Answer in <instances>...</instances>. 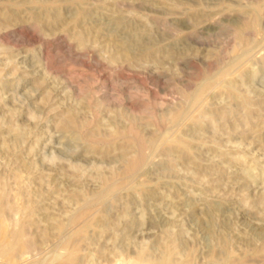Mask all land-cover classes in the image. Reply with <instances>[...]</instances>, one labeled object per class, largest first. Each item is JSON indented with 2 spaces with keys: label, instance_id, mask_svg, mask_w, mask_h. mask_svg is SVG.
I'll return each mask as SVG.
<instances>
[{
  "label": "rangeland",
  "instance_id": "rangeland-1",
  "mask_svg": "<svg viewBox=\"0 0 264 264\" xmlns=\"http://www.w3.org/2000/svg\"><path fill=\"white\" fill-rule=\"evenodd\" d=\"M59 263L264 264V0H0V264Z\"/></svg>",
  "mask_w": 264,
  "mask_h": 264
},
{
  "label": "bare ground",
  "instance_id": "bare-ground-1",
  "mask_svg": "<svg viewBox=\"0 0 264 264\" xmlns=\"http://www.w3.org/2000/svg\"><path fill=\"white\" fill-rule=\"evenodd\" d=\"M130 163H131V161H130ZM137 163H138V160H134L132 163H131V167H136L137 166ZM130 165V164H129ZM135 169V168H134ZM129 170H130V168H129ZM72 254V253H71ZM72 259H73V256L71 255V256H69L66 260V262L68 263V262H71L72 261ZM59 264H66V263H59Z\"/></svg>",
  "mask_w": 264,
  "mask_h": 264
}]
</instances>
